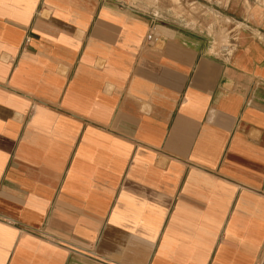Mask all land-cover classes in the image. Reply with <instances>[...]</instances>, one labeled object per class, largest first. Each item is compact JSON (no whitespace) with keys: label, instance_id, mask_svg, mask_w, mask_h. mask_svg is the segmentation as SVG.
<instances>
[{"label":"crops","instance_id":"crops-1","mask_svg":"<svg viewBox=\"0 0 264 264\" xmlns=\"http://www.w3.org/2000/svg\"><path fill=\"white\" fill-rule=\"evenodd\" d=\"M225 2L0 0V264H264V10Z\"/></svg>","mask_w":264,"mask_h":264},{"label":"rangeland","instance_id":"rangeland-1","mask_svg":"<svg viewBox=\"0 0 264 264\" xmlns=\"http://www.w3.org/2000/svg\"><path fill=\"white\" fill-rule=\"evenodd\" d=\"M126 6L135 8L141 12L155 17L161 22L184 25L190 20H194L199 15L205 18L219 12L222 19L233 16L231 4H226L225 0H121ZM257 3L256 5L254 3ZM240 2V0H238ZM253 6L264 10V0H254ZM250 6V7H253ZM238 7V6H237ZM249 10V6H246ZM226 16V17H225ZM196 17V18H195ZM208 18V17H207ZM182 21L183 24H182Z\"/></svg>","mask_w":264,"mask_h":264},{"label":"built area","instance_id":"built-area-1","mask_svg":"<svg viewBox=\"0 0 264 264\" xmlns=\"http://www.w3.org/2000/svg\"><path fill=\"white\" fill-rule=\"evenodd\" d=\"M147 40H152V35L151 34L147 37Z\"/></svg>","mask_w":264,"mask_h":264}]
</instances>
